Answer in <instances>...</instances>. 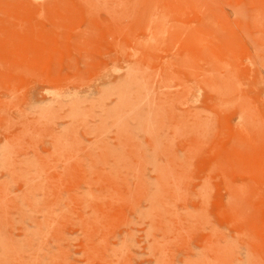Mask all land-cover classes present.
Instances as JSON below:
<instances>
[{"label":"rangeland","instance_id":"rangeland-1","mask_svg":"<svg viewBox=\"0 0 264 264\" xmlns=\"http://www.w3.org/2000/svg\"><path fill=\"white\" fill-rule=\"evenodd\" d=\"M0 264H264V0H0Z\"/></svg>","mask_w":264,"mask_h":264}]
</instances>
